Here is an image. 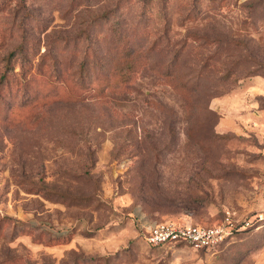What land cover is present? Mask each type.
<instances>
[{
    "label": "rangeland",
    "instance_id": "1",
    "mask_svg": "<svg viewBox=\"0 0 264 264\" xmlns=\"http://www.w3.org/2000/svg\"><path fill=\"white\" fill-rule=\"evenodd\" d=\"M0 264H264V0H0Z\"/></svg>",
    "mask_w": 264,
    "mask_h": 264
},
{
    "label": "built area",
    "instance_id": "2",
    "mask_svg": "<svg viewBox=\"0 0 264 264\" xmlns=\"http://www.w3.org/2000/svg\"><path fill=\"white\" fill-rule=\"evenodd\" d=\"M142 228L146 241L151 245L184 243L206 249L217 246L232 233V228L225 222L201 225L179 224L170 220H154L142 225Z\"/></svg>",
    "mask_w": 264,
    "mask_h": 264
},
{
    "label": "trees",
    "instance_id": "3",
    "mask_svg": "<svg viewBox=\"0 0 264 264\" xmlns=\"http://www.w3.org/2000/svg\"><path fill=\"white\" fill-rule=\"evenodd\" d=\"M178 244H182V243H178ZM162 246H164V245H162ZM203 249H206V248H203ZM207 249H210V248H207Z\"/></svg>",
    "mask_w": 264,
    "mask_h": 264
}]
</instances>
